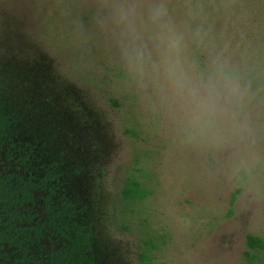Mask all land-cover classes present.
<instances>
[{
  "label": "rangeland",
  "instance_id": "obj_1",
  "mask_svg": "<svg viewBox=\"0 0 264 264\" xmlns=\"http://www.w3.org/2000/svg\"><path fill=\"white\" fill-rule=\"evenodd\" d=\"M167 2L178 21L201 5L214 44L246 63L243 132L188 139L130 78L94 0H0L3 93L32 108L80 172L98 264H264L247 245L264 240V0ZM130 180L142 201L126 199Z\"/></svg>",
  "mask_w": 264,
  "mask_h": 264
},
{
  "label": "clouds",
  "instance_id": "obj_2",
  "mask_svg": "<svg viewBox=\"0 0 264 264\" xmlns=\"http://www.w3.org/2000/svg\"><path fill=\"white\" fill-rule=\"evenodd\" d=\"M94 5L99 27L111 34L137 88L150 90L188 139L215 142L246 130L241 116L251 98L249 69L228 54L227 45L214 44L201 5H190L179 21L167 0H94Z\"/></svg>",
  "mask_w": 264,
  "mask_h": 264
},
{
  "label": "trees",
  "instance_id": "obj_3",
  "mask_svg": "<svg viewBox=\"0 0 264 264\" xmlns=\"http://www.w3.org/2000/svg\"><path fill=\"white\" fill-rule=\"evenodd\" d=\"M3 88L0 82V264H98L96 220L78 193L74 174L80 172L54 146L56 136L43 120L36 123L32 108ZM141 186L130 180L126 199L142 201ZM247 245L264 250L257 236H248Z\"/></svg>",
  "mask_w": 264,
  "mask_h": 264
}]
</instances>
